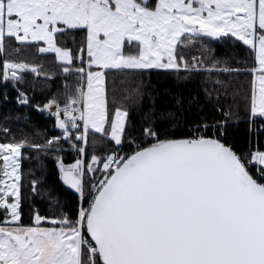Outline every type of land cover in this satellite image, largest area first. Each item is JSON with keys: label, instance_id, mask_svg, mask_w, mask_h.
I'll return each instance as SVG.
<instances>
[{"label": "snow or ice", "instance_id": "obj_1", "mask_svg": "<svg viewBox=\"0 0 264 264\" xmlns=\"http://www.w3.org/2000/svg\"><path fill=\"white\" fill-rule=\"evenodd\" d=\"M13 98L0 264H264V0H0Z\"/></svg>", "mask_w": 264, "mask_h": 264}, {"label": "trees", "instance_id": "obj_2", "mask_svg": "<svg viewBox=\"0 0 264 264\" xmlns=\"http://www.w3.org/2000/svg\"><path fill=\"white\" fill-rule=\"evenodd\" d=\"M153 80L155 82V78H153ZM56 87H57V83L49 84L44 82L43 80L37 82L36 91L34 94V101L42 104L46 100L47 92L49 90H55ZM41 89H44V91L42 92ZM11 96L14 97L15 93H11ZM164 102H165V98L163 97L157 99V103L159 105H163ZM149 103L150 101L147 99V97H145L144 100L145 106L147 107ZM9 112L13 113L12 119L11 120L4 119V116ZM17 115L20 117L19 121H17L15 118ZM25 116L30 118V122H25L24 120ZM4 126L10 127L17 138H21L22 135H24L27 132V134H29V136L33 138L35 142H42L43 137L45 135L55 134L58 131L54 129L52 120L48 118L46 115L41 114L31 108L17 109L14 98L10 101L9 104L0 108V128ZM36 130H39L41 132V135L39 136L33 135V133ZM243 133H244L243 126H241L239 129L236 130V135L239 138L243 137ZM65 158L70 159L69 157H65ZM49 179L51 182H56L54 169H53V174L49 177ZM65 195H67V193H65Z\"/></svg>", "mask_w": 264, "mask_h": 264}]
</instances>
